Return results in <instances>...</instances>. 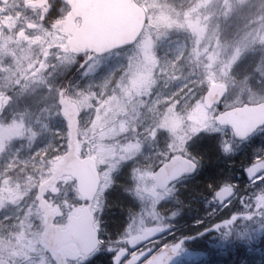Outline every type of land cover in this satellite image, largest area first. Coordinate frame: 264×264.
<instances>
[{"label":"rangeland","instance_id":"374dc122","mask_svg":"<svg viewBox=\"0 0 264 264\" xmlns=\"http://www.w3.org/2000/svg\"><path fill=\"white\" fill-rule=\"evenodd\" d=\"M137 2L148 13L142 39L131 49L94 60L71 93L81 107L80 130L88 142L82 153L97 159L103 178L99 198L93 204L96 227L103 235L102 249L113 251L114 258L121 249L119 242L126 243L147 228L170 224L172 219L162 208L177 190L159 191L154 172L175 154L188 156V145L196 132L201 130L203 136L210 132L227 140L221 151L214 149L220 161L229 154L224 156V148L235 155H248L250 162L264 158V129L249 142L234 146L230 132L215 125L218 111H208L203 99L213 84H223L228 95L222 109L264 102V0ZM7 23L0 44V95L15 94L0 117V264H56L40 244L46 217L36 195L69 140L68 123L55 99L61 84L45 90V81L51 82L59 70L69 69L72 61L51 48L65 46L63 37L56 35L51 42L44 39L36 45L24 36L30 43L24 44L19 40L18 22ZM50 48L59 63L54 68L52 59L46 60L40 73L25 82ZM29 66H34L31 72ZM226 184H231L229 179ZM260 187H264V175L247 185ZM118 190L123 197L114 194ZM52 193V202L58 203L54 205L59 213L57 222L63 224L71 213H77L76 197H71L69 182ZM122 198L130 206L127 219L121 221L128 231L117 241L111 236L115 223H111L108 206ZM181 205L188 208L191 217L199 216L200 211L204 212L202 219L218 214L213 195L205 202L186 194ZM199 205L203 210L199 211ZM181 238L170 232L147 250L154 253L165 246L174 247L184 259L182 264H187L199 252L187 242L181 243Z\"/></svg>","mask_w":264,"mask_h":264},{"label":"water","instance_id":"95a60500","mask_svg":"<svg viewBox=\"0 0 264 264\" xmlns=\"http://www.w3.org/2000/svg\"><path fill=\"white\" fill-rule=\"evenodd\" d=\"M7 2L8 0H3ZM73 8L72 21L83 17L80 29L69 30L72 38L69 49L73 54L94 53L105 55L115 50L134 45L140 38L145 25L146 14L134 0H64ZM84 10V13L82 12ZM2 25L0 23V42L2 40ZM226 96L224 86L215 85L205 95V105L208 109L220 106ZM4 97H0V114L3 109ZM63 111L71 126V139L68 153L55 168L51 178L39 189L40 206L48 214L46 231L42 242L48 244L54 252L70 242H77L85 255H90L98 246V232L94 229V216L89 209L81 211L79 217L70 219L69 227L61 230L52 225L54 211L44 200V194L58 179L72 176L78 182V189L85 201H93L100 187V176L96 161L80 159L77 155V137L80 112L69 98H62ZM216 122L223 127L232 128L235 138L244 141L250 138L261 127H264V103L245 105L220 114ZM197 165L183 157H177L167 163L156 175L161 188L185 177L192 176ZM249 181L264 174V160L245 171ZM163 234L161 229H154L137 239L132 246L136 247L150 239ZM59 264H65L58 253ZM181 258L171 248L160 251L146 264H179ZM130 264V263H129Z\"/></svg>","mask_w":264,"mask_h":264},{"label":"trees","instance_id":"16d2710c","mask_svg":"<svg viewBox=\"0 0 264 264\" xmlns=\"http://www.w3.org/2000/svg\"><path fill=\"white\" fill-rule=\"evenodd\" d=\"M192 143L194 145L191 157L199 161L205 158L209 165L204 175L198 174L191 184V197L199 199L200 192L207 188L208 182L215 184L216 180L226 173V169L218 164L220 158L214 151L213 141L193 137ZM224 143H226L225 140ZM244 166V163L239 164L240 173L243 172L241 170ZM177 200L173 206L176 211L180 207ZM125 204L122 198L116 201L115 206L124 208ZM231 213L230 217L233 215L237 218L235 233L224 223L219 225L216 222L217 218L209 225L206 220L198 226H192L196 219H191L190 234L180 231V234L184 236L183 239L191 242L192 247L199 252V256L187 264H264V187L255 191L248 190L244 186L236 188ZM113 223L119 226L121 220H114Z\"/></svg>","mask_w":264,"mask_h":264},{"label":"flooded vegetation","instance_id":"af4514ba","mask_svg":"<svg viewBox=\"0 0 264 264\" xmlns=\"http://www.w3.org/2000/svg\"><path fill=\"white\" fill-rule=\"evenodd\" d=\"M36 1L37 0H11L8 4H4V3L0 2V15L2 18H5V16L7 17L6 21L4 19H2L4 31H7V29H8V23L7 22H11L14 20V21L18 22V29H20L19 36L24 40V44H30L27 41H25L26 38H28V40L30 42H33L36 45L40 44V42L44 39H48L51 42L50 38H52L56 35L63 37L64 40L68 39L69 38L68 35H66L62 32L63 27H60V28L56 27V25L58 23L63 22L66 19V16L68 15L69 10H70L68 8V6L65 5L64 3H62L60 0H57L56 2H50L51 7L48 11L47 7H45V6H43V7L31 6V4L36 2ZM77 25L78 26L80 25V21L77 22ZM24 36H26V38H24ZM51 48H56V46L51 47ZM51 56H52V52H49L48 57H51ZM46 57H47V55L43 58V60ZM87 59H88V57H86V56H81V57L72 56L73 63L75 62L74 63L75 67L72 69L71 74L67 77V80L70 77H73L75 75V73L78 71V67L81 64H83L85 61H87ZM42 65H43V63L37 62L35 64V66H37L35 71H39L41 69ZM52 65H55V64H52ZM33 67L29 66L28 70L31 72ZM51 69H53V66L51 67ZM48 70H50V69H47V71ZM37 73H35V74H37ZM77 75H76V77H77ZM78 79L79 78H76V81ZM87 144H88V142L85 139V137L83 135H81V138H80V136H79V139H78L79 154H83L81 148L83 145H87ZM228 171L233 172V169H230L228 167L227 172ZM232 175H233L232 173H231V175L226 173L225 177L228 180L230 177H232ZM65 182H69V184L72 186L71 197L74 195L76 197L74 209L76 208L77 213L79 212L80 209H82L86 206H89L93 211H96V207H93L94 206L93 203L87 204V203H84L83 201L79 200L80 197L78 194L77 182L74 179H70V178H64V179L58 181V183L48 192L47 200H48L50 205H52L53 207L58 205V203H55V201L52 202V199H53V193L52 192L56 188H59L61 186V184L65 183ZM65 210L67 212L69 211L68 206H65ZM128 210H130V209L129 208L126 209V212L121 213V215H120V213L115 212V213H117V216L113 215V212H111V214H112L111 218H112L113 222H114V219L117 220L119 218L122 222H125V220L127 219L126 213ZM57 214H59V213H57V211H56V215ZM71 214H73V213H71ZM122 222L119 226L113 227L112 232H111L112 239L120 241L119 239L122 235L121 232L125 228V225ZM128 243L129 242H126V243L119 242L117 245L119 248L121 247L120 251H125V255H124L125 257L123 256L121 259L118 260L119 257L114 258V256H113L114 252L113 251H109V250L107 251L104 248H103L104 249L103 250L102 245H100V247L97 251L98 253L94 254L91 258L86 259V264H126V262L129 261L130 259L138 260V264H143L145 261H147V259L150 257V254H148L147 249L149 248V245H151L152 243H147V244H145V245H143L140 248L135 249V250L130 249L128 247ZM44 248L46 249L48 254L50 256H52V258L54 260H56L55 255L49 251L48 247L43 246V249ZM75 249L79 250L78 245L71 244L65 250L64 256L66 258L67 264H69V262H71V261H76L78 259L84 260V258L82 256H75L76 257L75 259H72L69 257L68 252L72 253ZM71 255H73V253ZM93 259H95V260H93Z\"/></svg>","mask_w":264,"mask_h":264}]
</instances>
